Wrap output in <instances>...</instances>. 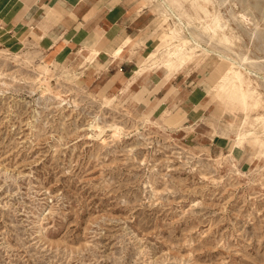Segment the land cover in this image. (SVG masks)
<instances>
[{"label": "rangeland", "instance_id": "374dc122", "mask_svg": "<svg viewBox=\"0 0 264 264\" xmlns=\"http://www.w3.org/2000/svg\"><path fill=\"white\" fill-rule=\"evenodd\" d=\"M146 2L145 64L178 19L201 47L128 97L79 50L0 29V264H264V70L222 79L227 58H264V0Z\"/></svg>", "mask_w": 264, "mask_h": 264}, {"label": "crops", "instance_id": "0c3cea01", "mask_svg": "<svg viewBox=\"0 0 264 264\" xmlns=\"http://www.w3.org/2000/svg\"><path fill=\"white\" fill-rule=\"evenodd\" d=\"M155 22L146 0H0V29L8 28L58 57L79 50V64L93 68L94 76L127 82L121 97L133 94L134 85L146 80V69H152L148 81L156 82L158 70L166 69L164 57L155 69L144 64L155 45ZM196 51L167 72L178 70Z\"/></svg>", "mask_w": 264, "mask_h": 264}, {"label": "bare ground", "instance_id": "6f19581e", "mask_svg": "<svg viewBox=\"0 0 264 264\" xmlns=\"http://www.w3.org/2000/svg\"><path fill=\"white\" fill-rule=\"evenodd\" d=\"M232 16L235 18V20L241 22L245 26H247V24L250 23V22L253 23L252 20H251V18H250V13L248 11H246V10H242V11L238 12L237 15L232 14ZM219 21H220L219 15L218 14L217 15H214V17H213L214 24H212V26H211L210 23H209V24H206L205 27L206 28H209V29L211 28L214 31V29L216 28V26L219 27V28H225L227 26L225 20H223L222 23L218 24ZM253 25H254L253 26V30H258V28H259L258 22H254ZM182 26H183V22L180 19H178V22L173 23V25L169 26V28L167 30L163 31V35H165V36L166 35H169V34H173V35L176 36L175 39L177 38V41H176L177 43H174L173 41H175V40L172 39L173 40L172 41L173 43L172 44L169 43V45L166 46L162 50V52H161V57H164L165 58V60H164V66L168 70L174 69L175 66L178 63L183 62L187 58L191 57L193 55L195 49L201 47L200 41L202 40V38H201L200 34L192 33L191 36H189V37L183 36L181 34ZM213 33H215V31ZM254 33H255V31L251 32L252 35H254ZM224 35L225 34H223V37H224ZM161 38H162V36H161ZM220 40H222V39H220ZM164 41H167V39L166 40L164 39L163 42ZM154 55H155V50L150 51L148 53V55H147L146 61H149V60L154 59L153 58ZM87 58H89V57H87ZM155 58H156V56H155ZM227 59H228L230 65H229V67H227V69H226V71H225L224 76L222 77V79H224V80L226 79V81H229V82H233L234 83L236 79H238L239 81H241L240 79H241L243 73L244 72H248V69H249L248 66L253 67L254 69H258V70H260V69L261 70H264V64H263L264 58L258 60V59H255V58H251V57H249L247 55H242V56H238V60H234V59L233 60L232 59L229 60V58H227ZM146 61L144 62V64L146 63ZM126 86H127V82H125V83H123V85H120L119 86V95L122 93V91H124L126 89ZM258 86H259V81L256 80L254 82L253 87H252L254 89V91H255V89ZM245 90H246V88H245ZM251 90L252 89H250V91ZM228 91H230V89H228ZM252 93H253V91H252ZM96 125H98V124H96ZM247 134H249V132L243 133V136H245ZM262 135H263V137L255 136L254 138H255V141L258 142L257 144H261L264 147V132H263Z\"/></svg>", "mask_w": 264, "mask_h": 264}]
</instances>
